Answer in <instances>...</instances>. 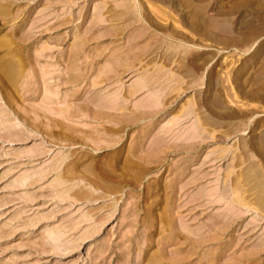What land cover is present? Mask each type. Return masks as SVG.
Masks as SVG:
<instances>
[{
  "label": "rangeland",
  "instance_id": "rangeland-1",
  "mask_svg": "<svg viewBox=\"0 0 264 264\" xmlns=\"http://www.w3.org/2000/svg\"><path fill=\"white\" fill-rule=\"evenodd\" d=\"M263 183L264 0H0V264H264Z\"/></svg>",
  "mask_w": 264,
  "mask_h": 264
},
{
  "label": "bare ground",
  "instance_id": "bare-ground-1",
  "mask_svg": "<svg viewBox=\"0 0 264 264\" xmlns=\"http://www.w3.org/2000/svg\"><path fill=\"white\" fill-rule=\"evenodd\" d=\"M251 179V178H250ZM264 184V183H263ZM258 185V184H257ZM262 185V184H261ZM260 190V189H259ZM236 192V191H235ZM238 197H239V194H238ZM239 199H240V197H239ZM244 200V199H243ZM264 201V200H263ZM263 201H261V202H263ZM241 203H242V201H241ZM248 204V203H247ZM262 204V203H261ZM250 205V204H249ZM259 205V204H258ZM264 205V204H263ZM262 208V207H261Z\"/></svg>",
  "mask_w": 264,
  "mask_h": 264
}]
</instances>
